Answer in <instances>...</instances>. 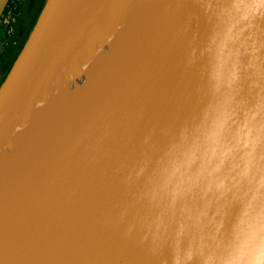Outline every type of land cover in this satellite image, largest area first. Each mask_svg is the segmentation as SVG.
<instances>
[{
  "label": "water",
  "instance_id": "1",
  "mask_svg": "<svg viewBox=\"0 0 264 264\" xmlns=\"http://www.w3.org/2000/svg\"><path fill=\"white\" fill-rule=\"evenodd\" d=\"M65 1L8 57L0 127L92 0ZM142 1L0 152V264H264V0Z\"/></svg>",
  "mask_w": 264,
  "mask_h": 264
},
{
  "label": "bare ground",
  "instance_id": "2",
  "mask_svg": "<svg viewBox=\"0 0 264 264\" xmlns=\"http://www.w3.org/2000/svg\"><path fill=\"white\" fill-rule=\"evenodd\" d=\"M73 1V0H72ZM72 1H65L60 12L66 16L72 7ZM142 0H120L117 11L113 15H109L106 9L107 0H92L89 8L80 21L79 27L76 29L74 36L68 42L64 54L59 58L56 65L50 71L45 82L39 91L30 88L28 94L24 98L18 110L0 127V152L12 140V137L21 129L28 121H30L40 109L59 91L69 73L72 71L75 59L79 55L81 48L89 42L95 43L93 40L100 39L101 33H105L107 28L117 26L120 20L125 17L137 3ZM59 9L55 10V13ZM52 17L55 14L51 15ZM62 16V17H63ZM50 17V16H49ZM48 17V18H49ZM100 19V22H98ZM50 26L54 23L53 18H49ZM99 23H101L99 25ZM95 25L99 26L97 33L99 36L94 37L93 29ZM105 28V29H104ZM104 29V32L102 31ZM90 36V37H89ZM109 108V107H108Z\"/></svg>",
  "mask_w": 264,
  "mask_h": 264
},
{
  "label": "flooded vegetation",
  "instance_id": "3",
  "mask_svg": "<svg viewBox=\"0 0 264 264\" xmlns=\"http://www.w3.org/2000/svg\"><path fill=\"white\" fill-rule=\"evenodd\" d=\"M37 3L38 0H5L0 10V30L3 31L0 37V71L4 69L6 50L16 46L20 37L29 29L27 23L32 21L38 8ZM7 13L11 14V19L4 23Z\"/></svg>",
  "mask_w": 264,
  "mask_h": 264
},
{
  "label": "rangeland",
  "instance_id": "4",
  "mask_svg": "<svg viewBox=\"0 0 264 264\" xmlns=\"http://www.w3.org/2000/svg\"><path fill=\"white\" fill-rule=\"evenodd\" d=\"M42 2H43V0H38V3H37V6H38V8L36 9V11L34 12V14H33V17H32V21L31 22H29V23H27V25L29 26V29H30V26L33 24V22H34V20H35V18H36V16H37V14H38V11H39V9H40V7H41V5H42ZM10 13H7L6 14V17H5V19H4V23H7V21L8 20H10L11 18H10ZM10 18V19H9ZM11 28V27H10ZM28 30V29H27ZM3 34V31L2 30H0V37H1V35ZM2 42V40H0V43ZM16 48V46H12L11 48H9V51L6 53V58H5V65H4V69L6 68V64L8 63V57H12L13 56V52H14V50H16L15 49Z\"/></svg>",
  "mask_w": 264,
  "mask_h": 264
},
{
  "label": "trees",
  "instance_id": "5",
  "mask_svg": "<svg viewBox=\"0 0 264 264\" xmlns=\"http://www.w3.org/2000/svg\"><path fill=\"white\" fill-rule=\"evenodd\" d=\"M28 31H29V29L26 30L25 33L20 37V39L18 40L17 45L19 44V42L22 40V38L26 35V33H27ZM10 48H11V47H10ZM8 51H9V48L6 50V53H7ZM4 70H5V69H3L2 71H0V80H1V77L3 76Z\"/></svg>",
  "mask_w": 264,
  "mask_h": 264
}]
</instances>
